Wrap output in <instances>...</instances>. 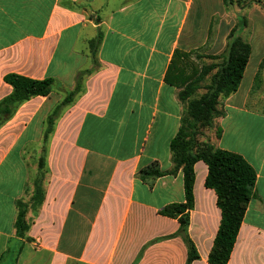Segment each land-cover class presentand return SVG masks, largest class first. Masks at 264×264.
<instances>
[{
  "label": "crops",
  "instance_id": "obj_1",
  "mask_svg": "<svg viewBox=\"0 0 264 264\" xmlns=\"http://www.w3.org/2000/svg\"><path fill=\"white\" fill-rule=\"evenodd\" d=\"M233 29L251 55L238 90L222 99L221 137L216 130L207 142L257 172L228 264H264V0H0V101L13 91L10 74L55 80L49 96L23 103L0 126V264H187L178 220L159 213L185 203L182 170L145 180L139 172L154 163L173 169L170 145L185 111L182 89L166 81L175 52L224 55ZM85 71L44 144L49 117ZM194 171L188 234L200 258L192 264H210L222 212L205 185L207 165Z\"/></svg>",
  "mask_w": 264,
  "mask_h": 264
},
{
  "label": "trees",
  "instance_id": "obj_2",
  "mask_svg": "<svg viewBox=\"0 0 264 264\" xmlns=\"http://www.w3.org/2000/svg\"><path fill=\"white\" fill-rule=\"evenodd\" d=\"M225 1L227 2V0ZM102 38V32H99L97 38L89 44L93 60ZM228 40L225 51L227 58L216 75L215 91L205 98L194 99L193 96L197 91L198 84L206 77L209 69L203 67L202 70L187 75L184 69L179 68L178 62L183 63L190 55L181 51L175 52L166 81L170 85L182 89L179 92V99L182 103H187V109L181 119L179 132L170 145L173 169L169 172H162L159 170L157 163H154L139 172V176L145 180L149 178L156 179L166 174L175 175L179 170H182L185 203L167 205L159 213L162 216L178 220L180 224L178 235L181 236L188 250L187 264H192L200 258L188 234L190 214L194 209V166L197 162L203 161L207 165L208 175L205 185L215 191L217 205L222 212L220 228L209 255L210 264H228L248 205L256 196L257 172L243 156L216 148L207 141L198 142L192 137L191 133V128L194 125L189 121V118L198 122L200 127H211L215 117L223 116V113L219 112L216 107L218 98L220 96L223 98L229 97L238 90L242 82L250 59L251 46L241 37L236 36V29L232 30ZM88 73L89 71H85L78 74L75 89L67 94L61 106L49 117L44 144H46L48 136L53 129L54 118L58 115L61 107L69 104L73 97L81 91V82ZM259 79L260 73L257 76V82ZM5 82L11 85L13 91L0 101V126L9 120L23 103L34 97L49 96L55 86V80L52 78L35 80L17 74L6 76ZM221 133L222 130L218 128L217 138L221 137ZM42 151L45 153V147H43ZM44 166L45 158L42 156L39 160V174L35 180L33 196L35 204H40L43 199L42 180L44 177ZM18 206L20 211L16 221V230L19 237H24L25 232L28 230L25 220L26 209L25 205L21 203H18Z\"/></svg>",
  "mask_w": 264,
  "mask_h": 264
},
{
  "label": "rangeland",
  "instance_id": "obj_3",
  "mask_svg": "<svg viewBox=\"0 0 264 264\" xmlns=\"http://www.w3.org/2000/svg\"><path fill=\"white\" fill-rule=\"evenodd\" d=\"M228 3L232 2L233 4L238 3L239 6L243 3L244 7L247 6H253L254 2H257V0H227ZM237 36V35H236ZM189 58L184 60L183 63L178 62L179 68L184 69L186 74L190 75L191 73H194L195 71L202 70L203 67H207L209 69L208 74L206 77L198 84L197 91L195 95L193 96L194 99H200L209 97L216 88V75L221 70L223 63L226 61L227 55H219V56H210L207 57L203 54L194 55L192 56L189 54ZM194 57V58H192ZM196 73V72H195ZM223 97L220 96L218 98V105L217 110L219 112H222L221 103H222ZM185 111L186 113L187 109V103H184ZM219 117H215L212 121L211 127H200L198 122L193 121L191 118H189V121L193 123L194 127L191 128L192 137H194L195 140L198 142H206L211 139V137L214 138V134L216 133L218 123H219Z\"/></svg>",
  "mask_w": 264,
  "mask_h": 264
}]
</instances>
